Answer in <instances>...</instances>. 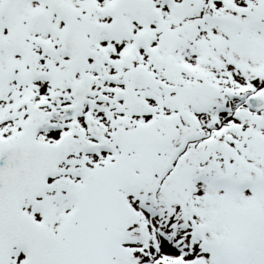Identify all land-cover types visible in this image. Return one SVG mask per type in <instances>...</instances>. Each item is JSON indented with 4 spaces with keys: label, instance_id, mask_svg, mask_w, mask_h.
<instances>
[{
    "label": "snow or ice",
    "instance_id": "snow-or-ice-1",
    "mask_svg": "<svg viewBox=\"0 0 264 264\" xmlns=\"http://www.w3.org/2000/svg\"><path fill=\"white\" fill-rule=\"evenodd\" d=\"M0 264H264V0H0Z\"/></svg>",
    "mask_w": 264,
    "mask_h": 264
}]
</instances>
